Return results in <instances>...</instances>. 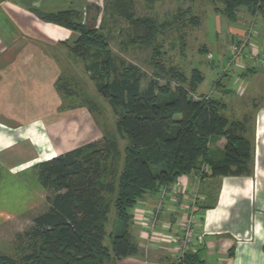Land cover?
I'll use <instances>...</instances> for the list:
<instances>
[{
    "label": "crops",
    "instance_id": "1",
    "mask_svg": "<svg viewBox=\"0 0 264 264\" xmlns=\"http://www.w3.org/2000/svg\"><path fill=\"white\" fill-rule=\"evenodd\" d=\"M97 1L0 0V188L11 184L15 191H22V195L8 196L14 209L0 205V226L41 207L48 209L49 192L39 181L36 165L106 136L85 109L86 103L69 107L61 88L72 81L67 74L74 65L86 64L71 51L79 33L39 16L74 11L89 28H97L102 11ZM214 14L225 19V33L217 32L220 44L210 46L224 62L233 43L245 34L251 15L246 7L239 8L234 22ZM259 17L254 45L264 54V22ZM244 63V68L224 78L218 94L200 95L221 101L224 116L231 123L243 124V136L251 144V174L203 181L182 178L198 190L202 205L209 206L195 226L204 242L196 244L194 253L204 264H264V63L250 57ZM232 73L237 74L234 79L229 78ZM225 144L221 139L218 147L223 149ZM8 197H0V202ZM159 198L160 193L146 195L133 208L130 233L138 252L116 264H175L184 217L181 206L188 204L189 196L178 204L168 197L160 224L151 231L147 215Z\"/></svg>",
    "mask_w": 264,
    "mask_h": 264
},
{
    "label": "trees",
    "instance_id": "2",
    "mask_svg": "<svg viewBox=\"0 0 264 264\" xmlns=\"http://www.w3.org/2000/svg\"><path fill=\"white\" fill-rule=\"evenodd\" d=\"M206 1L231 22L242 7L264 22V0ZM111 4L114 17L129 22L132 45L157 39V21L138 19L133 0ZM39 16L79 33L71 48L78 58L88 62L91 54L106 52L104 65L92 61L91 66L99 68V92L119 112L117 130L128 144L121 167L118 137L107 135L36 165L39 181L49 192L48 209L34 217L28 233L40 242V248L20 263L0 255V264H116L138 252L130 233L132 211L146 195L160 193L186 176L201 175L207 180L251 174V144L243 136V124L231 123L218 99L195 95L203 81L199 69L188 80L182 71L160 65L162 76L143 89L145 73L137 66H125L124 61L117 66L99 27L89 28L74 11ZM161 78L168 83L165 87L160 85ZM61 88L66 98L75 92L64 84ZM221 139L226 140L224 148L212 150L211 145ZM208 208L200 206L202 212ZM181 264L204 263L197 254L188 253Z\"/></svg>",
    "mask_w": 264,
    "mask_h": 264
},
{
    "label": "rangeland",
    "instance_id": "3",
    "mask_svg": "<svg viewBox=\"0 0 264 264\" xmlns=\"http://www.w3.org/2000/svg\"><path fill=\"white\" fill-rule=\"evenodd\" d=\"M134 13L138 19L152 18L156 22L157 39L152 43L132 45L128 34L129 22L124 18L114 17L112 11L113 0H98L101 4L99 27L108 41V48L116 65L120 66L125 62V66H137L145 77L142 81V88L146 89L150 81L158 76H162L158 67L162 65L167 70L178 69L182 71L187 79H191L194 69H199L203 74V81L199 85L195 95L218 94V81L224 82L228 75L219 76L222 73L223 64L217 52L211 49L210 45L220 44L216 33L224 35L225 19L215 18L214 5L206 0H133ZM221 14V13H218ZM223 15V14H221ZM227 19V18H226ZM86 20V17H85ZM90 19H88L89 21ZM153 20V21H154ZM260 21V17H259ZM160 24V25H159ZM161 26V27H160ZM91 27V24H90ZM218 34V33H217ZM219 35V34H218ZM217 38V39H216ZM234 44V43H233ZM205 47L206 51H201ZM233 47V46H232ZM213 55L212 60L208 56ZM101 55V56H100ZM92 59L84 65L82 62L74 65L73 72L67 74L72 81L69 84L75 92L67 96V103L71 106L89 101L86 105L89 114H93L101 129L107 136H117L120 142V167L123 165L125 148L127 141L120 138L117 130L119 112H116L110 102L104 99L99 92V85L102 83V76L98 72L99 68L92 67L91 62L101 64L107 60V54L98 56L91 54ZM103 60V61H102ZM104 63V62H103ZM102 63V65H104ZM229 73L231 71H228ZM233 74V73H232ZM237 74H233L230 79H234ZM227 80V79H226ZM160 85L168 83L164 79H159ZM240 82H236L238 85ZM219 84V85H220ZM175 83L171 87H175ZM188 86V83L185 84ZM65 89L64 87H62ZM240 94V91H237ZM237 95L236 93H234ZM67 106V105H66ZM91 109V111H89ZM211 149H218V143L211 145ZM114 169L111 167L110 171ZM9 183V181L7 182ZM22 191L13 189L11 184H5L0 188V197L19 196ZM0 205L8 210L14 209L12 199L1 201ZM46 211V207L40 208L30 215H24L19 219L0 226V255H6L17 262H21L26 255L40 248V242L32 235H29L33 226L34 217ZM115 211L112 210L111 217ZM106 244H110L107 240Z\"/></svg>",
    "mask_w": 264,
    "mask_h": 264
},
{
    "label": "built area",
    "instance_id": "4",
    "mask_svg": "<svg viewBox=\"0 0 264 264\" xmlns=\"http://www.w3.org/2000/svg\"><path fill=\"white\" fill-rule=\"evenodd\" d=\"M258 18L259 16H251L245 34L232 45L233 47L230 55L227 57L225 61L226 63L223 64L219 80L222 79V75L229 74L228 71L234 72L236 69L244 68V59L247 57L254 59L256 63H264V54L256 49L254 45L258 30ZM208 58L209 60L214 59L212 54L209 55ZM206 169L207 167H203L202 170ZM190 177H196L199 181H203L201 175H192ZM185 195L189 196V202L188 204L181 206L184 217L181 225L182 234L176 241V264H181V261L186 254L194 253L196 244H202L204 242V236L198 235L195 230L196 223L202 217V211L200 209L202 196L195 187L190 188L187 183H184L183 179L180 178L174 184L164 187L160 191L158 202L154 208L150 209V212L147 215L148 228L151 231L156 230L160 224L161 215L165 211L166 199L172 197L176 204H178L179 199L184 198Z\"/></svg>",
    "mask_w": 264,
    "mask_h": 264
},
{
    "label": "water",
    "instance_id": "5",
    "mask_svg": "<svg viewBox=\"0 0 264 264\" xmlns=\"http://www.w3.org/2000/svg\"><path fill=\"white\" fill-rule=\"evenodd\" d=\"M89 11H90V9H89V7H87V8H86V12H85L86 19H87V18H88V16H89Z\"/></svg>",
    "mask_w": 264,
    "mask_h": 264
}]
</instances>
